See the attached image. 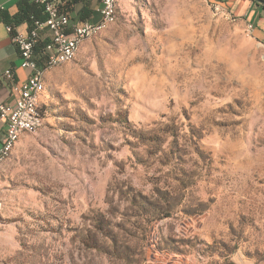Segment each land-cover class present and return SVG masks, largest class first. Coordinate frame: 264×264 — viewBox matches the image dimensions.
Listing matches in <instances>:
<instances>
[{
    "label": "rangeland",
    "instance_id": "obj_1",
    "mask_svg": "<svg viewBox=\"0 0 264 264\" xmlns=\"http://www.w3.org/2000/svg\"><path fill=\"white\" fill-rule=\"evenodd\" d=\"M117 16L0 168V264H264V44L209 0Z\"/></svg>",
    "mask_w": 264,
    "mask_h": 264
},
{
    "label": "built area",
    "instance_id": "obj_2",
    "mask_svg": "<svg viewBox=\"0 0 264 264\" xmlns=\"http://www.w3.org/2000/svg\"><path fill=\"white\" fill-rule=\"evenodd\" d=\"M42 7L46 17L35 18L27 34L13 24L8 25V31L19 49L22 57L21 66L28 70L25 80L16 82L11 68L4 71L2 77L11 82L16 97L13 101L0 103V117L7 123V132L0 145V158L8 151V143L22 135V131H37L42 126V107L37 102L36 85L43 65L52 61H61L68 57L72 45H77L78 38L86 35L94 36L97 24H106L112 16L110 0H99L100 18L97 21H72L70 14L64 9L61 0H32ZM214 11L233 18L234 13L221 2H213ZM5 6L0 2V10ZM249 31L253 24L248 23Z\"/></svg>",
    "mask_w": 264,
    "mask_h": 264
},
{
    "label": "crops",
    "instance_id": "obj_3",
    "mask_svg": "<svg viewBox=\"0 0 264 264\" xmlns=\"http://www.w3.org/2000/svg\"><path fill=\"white\" fill-rule=\"evenodd\" d=\"M19 1L20 0H0V2L5 6L4 10H0V103L13 101L16 97V92L13 90L11 82L2 77L4 71L8 68H11L14 72V78L17 83L25 80L28 75V70L21 66L22 57L20 55L18 47L12 39L11 33L7 28L9 24H13L17 26V28L23 33L27 34L29 32V22L27 21L26 17H23L28 14L27 9H29V7L23 5V7L26 8L25 14L24 11L21 10L22 12L21 14L19 13L20 15L17 18L13 17L19 11ZM29 1L31 0H28V2ZM61 1L63 3L64 9L70 14L72 21H97L100 18L99 8L101 3L99 0ZM209 1L211 4L217 1L221 2L227 9L234 13L235 16H233V18L242 19L247 23L253 24L252 34L256 39L264 44V3L259 2L258 0ZM36 13L40 17L45 16V13L42 11L41 6H37ZM46 72L44 80L46 78ZM45 89L40 94V102L41 95L45 91ZM6 132L7 123L0 117V145L3 142ZM2 165H0V168L2 167Z\"/></svg>",
    "mask_w": 264,
    "mask_h": 264
},
{
    "label": "bare ground",
    "instance_id": "obj_4",
    "mask_svg": "<svg viewBox=\"0 0 264 264\" xmlns=\"http://www.w3.org/2000/svg\"><path fill=\"white\" fill-rule=\"evenodd\" d=\"M212 5H213V3H212ZM110 7L112 9V16H117V0H110ZM213 7H214V5H213ZM116 20H117V18H108L107 19V25L106 24H97V26L94 28V34H97V33L101 32L102 30L108 28ZM91 36H93V35H86V37L78 38L77 45H72V50H71V53L68 57H63L61 61H52V62H48V63L43 65V70L40 72V75H39V83L36 85V93H38L37 102H38L39 106H40V100H39L40 94L45 89V80H44L45 72L51 68H54L56 66H59L65 62L72 60L74 58V56L76 55V53L78 52L79 46L82 44V42ZM43 122H44V116H42V125H43ZM26 132H35V131H22V135ZM22 135H19V137L14 138L13 142L8 143V151L3 155L2 158H0V165L4 164V162L10 156L15 145L17 144V142L19 141V139L21 138Z\"/></svg>",
    "mask_w": 264,
    "mask_h": 264
},
{
    "label": "trees",
    "instance_id": "obj_5",
    "mask_svg": "<svg viewBox=\"0 0 264 264\" xmlns=\"http://www.w3.org/2000/svg\"><path fill=\"white\" fill-rule=\"evenodd\" d=\"M29 2H31V3H29ZM29 2H28V0H20L19 1V6H20L19 7V11L13 17L17 18L21 14L22 11H24V14H25L26 8H24L23 5L29 7V9H27L28 14L26 16H23V17H26V19L29 22V25L31 27L33 25V22H34L35 18L44 19L46 15L43 16V17L38 16V14L36 13L37 12V6H40V5L35 3L32 0L29 1ZM40 107H42L41 104H40ZM169 215H170V212H165V213L161 212V216L160 217L169 216Z\"/></svg>",
    "mask_w": 264,
    "mask_h": 264
},
{
    "label": "water",
    "instance_id": "obj_6",
    "mask_svg": "<svg viewBox=\"0 0 264 264\" xmlns=\"http://www.w3.org/2000/svg\"><path fill=\"white\" fill-rule=\"evenodd\" d=\"M258 1L264 3V0H258Z\"/></svg>",
    "mask_w": 264,
    "mask_h": 264
}]
</instances>
